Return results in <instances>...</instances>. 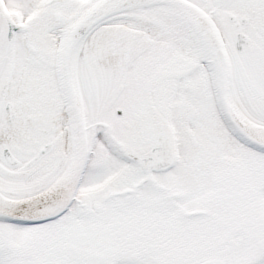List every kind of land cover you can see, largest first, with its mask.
<instances>
[{
	"label": "snow or ice",
	"instance_id": "6c2138e0",
	"mask_svg": "<svg viewBox=\"0 0 264 264\" xmlns=\"http://www.w3.org/2000/svg\"><path fill=\"white\" fill-rule=\"evenodd\" d=\"M0 264H264V0H0Z\"/></svg>",
	"mask_w": 264,
	"mask_h": 264
}]
</instances>
